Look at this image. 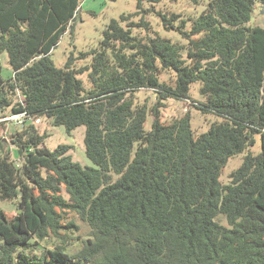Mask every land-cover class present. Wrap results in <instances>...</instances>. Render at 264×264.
<instances>
[{
  "label": "trees",
  "instance_id": "1",
  "mask_svg": "<svg viewBox=\"0 0 264 264\" xmlns=\"http://www.w3.org/2000/svg\"><path fill=\"white\" fill-rule=\"evenodd\" d=\"M82 1L0 0V53L13 71L0 74V117L27 110L69 134L84 126L95 165L75 162L71 145L48 149L34 122L0 138V201H17L16 212L0 210V264H264V27L248 25L264 0H209L190 28L162 14L184 44L134 34L151 23L123 14L90 65L76 68L71 55L58 68L52 51L74 32ZM194 82L197 108L220 118L200 133L189 112L165 121L160 110L163 99L189 98ZM142 88L157 94L152 106L138 101ZM77 218L90 237L72 251Z\"/></svg>",
  "mask_w": 264,
  "mask_h": 264
},
{
  "label": "rangeland",
  "instance_id": "2",
  "mask_svg": "<svg viewBox=\"0 0 264 264\" xmlns=\"http://www.w3.org/2000/svg\"><path fill=\"white\" fill-rule=\"evenodd\" d=\"M209 0H144L142 7H137L138 0H83L81 3L79 19L75 24L74 32H66L62 35L57 46L52 51V59L58 68H63L69 57L72 55L74 60L73 64L76 68L83 67L87 64H91L93 55L92 50L97 49L100 41L103 38V31L107 28L112 18L119 19L121 15L136 13L131 18L132 21L139 22L142 17L151 23V29H140L138 27L133 28V33L140 35H146L148 32L150 35H160L161 37L170 38L175 43H186L185 38L174 29H166L163 24L162 14H167L170 17L171 14H181L175 23L177 24L181 18H187V28H190L194 18L198 17L205 9ZM128 21H125L123 25L128 26ZM248 25L262 26L264 27V4L256 3L252 18ZM143 35V36H144ZM84 52H88L85 57H81ZM186 56V53L184 54ZM0 74L5 77H11L13 71L11 69L7 53H0ZM174 77L173 73H166L161 76L164 81H169ZM86 85H89L87 72L80 75ZM200 83L194 82L191 85L190 97L186 99L166 98L162 100V106H160L163 120L170 121L176 117L183 116L187 112L192 117V128L197 132L206 131L209 125L220 119L217 115L212 113H203L199 104L204 98L199 91ZM137 99L140 103L146 102L149 106H152L156 101L157 94L154 90L149 88H142L136 92ZM153 122L152 115H148L145 123L147 130L151 129ZM41 132L46 131L49 136L45 139V146L50 150H55L60 144L71 145L72 148L69 153L75 162H78L82 166L94 167V163L87 156L84 145L85 127L79 126L74 129L71 134L67 132L64 126L53 125L48 119L42 117L41 123L37 124ZM17 127V126H16ZM15 129L12 123H0V138L10 135L11 129ZM5 148L11 150V155L14 159L19 160V154L17 148L11 145L10 142L5 143ZM252 152L257 154L261 151V139L257 136L256 144L251 148ZM243 154L232 157L223 172L220 175V181L223 184H229L231 181L230 173L237 169L242 163ZM17 201H0V210L10 214L17 211ZM223 222L225 220L222 219ZM76 223L79 225V230L74 234V238L77 239L70 241V250H76L82 239H86L89 236V227L86 223L79 218L76 219Z\"/></svg>",
  "mask_w": 264,
  "mask_h": 264
},
{
  "label": "built area",
  "instance_id": "3",
  "mask_svg": "<svg viewBox=\"0 0 264 264\" xmlns=\"http://www.w3.org/2000/svg\"><path fill=\"white\" fill-rule=\"evenodd\" d=\"M42 121V117H34L27 110L17 112V113H9L2 117H0V123H12L17 127H22L28 122H34L35 124H39ZM19 161V160H17Z\"/></svg>",
  "mask_w": 264,
  "mask_h": 264
},
{
  "label": "crops",
  "instance_id": "4",
  "mask_svg": "<svg viewBox=\"0 0 264 264\" xmlns=\"http://www.w3.org/2000/svg\"><path fill=\"white\" fill-rule=\"evenodd\" d=\"M14 125V124H13ZM15 127H16V125H14ZM4 138H6V136L4 137ZM11 151V150H10Z\"/></svg>",
  "mask_w": 264,
  "mask_h": 264
}]
</instances>
